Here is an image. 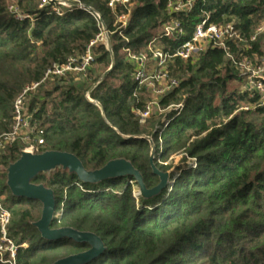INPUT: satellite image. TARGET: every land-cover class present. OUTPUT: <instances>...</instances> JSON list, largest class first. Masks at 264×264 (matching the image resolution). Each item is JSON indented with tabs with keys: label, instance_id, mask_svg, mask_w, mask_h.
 <instances>
[{
	"label": "trees",
	"instance_id": "trees-1",
	"mask_svg": "<svg viewBox=\"0 0 264 264\" xmlns=\"http://www.w3.org/2000/svg\"><path fill=\"white\" fill-rule=\"evenodd\" d=\"M78 1L106 22L111 52L95 47L92 66L103 68L102 74L111 70L100 81L92 78L91 66L84 76L56 78L26 95L31 135L42 132L39 153L72 154L86 171L125 160L148 190L159 179L150 166L151 144L141 137L154 143L153 164L162 173L170 171L165 164L177 154L182 165L188 159L198 164L178 167L170 175L173 187L151 198L134 196L139 188L131 177L86 184L61 169L40 174L33 184L50 189L56 203L50 229L100 238L106 250L87 264H264V100L230 86L240 81L235 63L264 56V34L251 40L264 16V0H195L191 12L172 16L167 4L176 0H131L129 24L121 32L112 24L123 9L115 14L107 0ZM40 5L41 0H0V137L12 129V105L22 91L52 64L82 55L98 34L89 16L59 17ZM10 7L25 19L17 21ZM206 17L210 24H233L238 39L226 52L210 49L193 62L175 58L168 69L179 86L159 101L160 110L168 112H155L140 124L137 114L150 92L136 84L121 50L146 53L155 41V47L174 54ZM172 18L183 36L158 37ZM178 105L182 108L174 110ZM20 144L18 139L0 152L9 237L27 245L17 251L15 264H53L86 252L87 244L42 240L33 227L41 204L10 194L6 172L19 159Z\"/></svg>",
	"mask_w": 264,
	"mask_h": 264
},
{
	"label": "built area",
	"instance_id": "built-area-1",
	"mask_svg": "<svg viewBox=\"0 0 264 264\" xmlns=\"http://www.w3.org/2000/svg\"><path fill=\"white\" fill-rule=\"evenodd\" d=\"M194 4L195 0L169 1L167 4L168 15L172 16L181 12L189 13L193 9ZM107 7L115 14L118 8L124 10V13L116 15V21L113 22L112 28L116 32H121L126 29L129 24L134 3L131 2V0H107ZM40 8H49L51 13L59 17L72 13H81L89 16L95 21L98 34L90 41L82 55L69 57L62 64H52L39 82L27 86L15 99L12 105L13 126L9 133L0 137V151H3L7 145H11L18 140L23 132H30L27 134L28 136L35 133L29 127L30 118L26 112L25 99L29 92L35 91L40 85L56 78H64L69 75L73 77L84 76L94 62L95 57L93 49L97 46H101L107 52H111V33L108 31L102 15L93 8L85 6L78 0H41ZM9 10L17 21H23L25 19L17 8L11 7ZM118 23L120 24L119 26L117 25ZM183 34L184 31L180 23L172 18L162 26L158 37H181ZM261 34H264V16L251 40L254 41L255 38ZM238 37L233 24L228 23L219 26L210 24L206 17L194 27L189 39L184 41L174 54H169L155 47V41L148 45L146 53L134 54L129 49L124 48L123 52L126 54L127 60L133 66L134 81L139 87L144 86L150 92V100L145 106L144 111L137 114L140 124H144L155 112L161 113L159 101L167 93L179 86V81L170 77L168 69L169 64L173 63L172 61L175 58L183 62H193L210 49L216 48L226 52L227 44L238 39ZM235 65L237 70L242 72L247 65V61L243 60L239 63H235ZM254 73L261 76H255ZM254 73L251 74L254 82L251 83L252 87L248 90L255 91L261 96V99L264 100V63L261 67L257 68ZM162 84L164 85L163 88H157V86L160 87ZM85 98L90 103H94L90 99L89 93L85 94ZM94 104L96 105V103ZM181 108V105L173 107L176 111ZM41 134L42 132L40 131L37 133L35 145H29L22 151L37 154L38 148L43 145ZM9 225L10 214L3 206V197H0V264H15L17 251L20 248L27 247L26 244L17 245V243L9 237Z\"/></svg>",
	"mask_w": 264,
	"mask_h": 264
},
{
	"label": "water",
	"instance_id": "water-1",
	"mask_svg": "<svg viewBox=\"0 0 264 264\" xmlns=\"http://www.w3.org/2000/svg\"><path fill=\"white\" fill-rule=\"evenodd\" d=\"M110 70L103 75L100 81ZM141 139H146L151 144L149 138L141 137ZM151 147L150 166L152 174L158 177L159 184L150 190L146 189L139 172L129 162L122 159L110 161L99 170L86 171L78 158L69 153L46 151L31 154L21 151L19 159L9 165L6 172V187L10 194L15 198L34 200L41 204L40 219L33 224L40 238L47 242H59L66 239L89 246L86 252L60 259L53 264H87L103 254L106 249L101 239L94 234L77 232L70 228L50 229L56 207L53 192L43 185L33 184L32 181L38 175L49 174L56 169L74 174L79 182L86 184H99L109 179L131 177L138 185V195L143 198H151L160 194L171 184L169 174L160 172L154 166V146L151 144Z\"/></svg>",
	"mask_w": 264,
	"mask_h": 264
},
{
	"label": "rangeland",
	"instance_id": "rangeland-1",
	"mask_svg": "<svg viewBox=\"0 0 264 264\" xmlns=\"http://www.w3.org/2000/svg\"><path fill=\"white\" fill-rule=\"evenodd\" d=\"M11 8V7H10ZM116 21V18H115ZM118 26L120 25L119 23L117 24ZM159 34V32H158ZM158 36V35H157ZM123 50H121V52L123 53ZM247 61V65L245 67V69L242 72H239V78L240 81L239 82H232L230 84V86L234 89H238L240 91L243 90H248L249 88L252 87V84L254 81V79L252 78V73L256 72L257 68L261 67L264 63V56L262 58H259L257 56H254L252 59H244ZM92 70H93V75L92 78H99L101 79L103 77L104 74L103 73V68H99L98 66H92ZM255 74V73H254ZM188 76V75H186ZM255 76H261V75H256ZM174 80H178L177 78H172ZM164 85L162 84L160 87L157 86V88H163ZM264 94V93H263ZM165 112H168L167 110L165 111H161V113H158L159 115H163L165 114ZM164 130V129H163ZM30 133V132H29ZM27 132H23L19 138V140L21 141V151L24 150L27 146L29 145H35L36 144V140H37V136H33V135H27L29 134ZM151 140V139H150ZM151 144L154 145V143L151 140ZM39 148H38V153L39 154ZM2 152V151H0ZM181 160H182V154H177L174 156H171L165 165L170 166V171H168L167 173L169 174V176L171 175V173H173L175 170H177L178 167L183 168L184 166H188L190 168H195L196 165L198 164L196 160L192 159V160H187L185 163H183L184 165L181 164ZM171 187H173V182L170 185ZM138 192H134V196H138Z\"/></svg>",
	"mask_w": 264,
	"mask_h": 264
}]
</instances>
